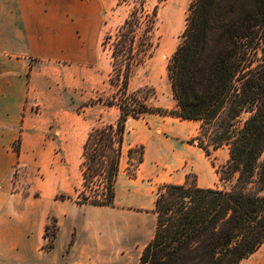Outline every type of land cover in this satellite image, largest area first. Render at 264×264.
Returning a JSON list of instances; mask_svg holds the SVG:
<instances>
[{
  "label": "crops",
  "instance_id": "crops-1",
  "mask_svg": "<svg viewBox=\"0 0 264 264\" xmlns=\"http://www.w3.org/2000/svg\"><path fill=\"white\" fill-rule=\"evenodd\" d=\"M114 4L115 0H0V264H98L102 258L105 264H117L119 236L129 237L138 249L152 240L161 186L189 180L205 189L221 186L217 169L229 160L227 147L209 156L190 142L198 135L200 121L147 114L127 120L114 206L56 199L58 194L75 197L79 191L69 162L47 163L40 170L44 177L31 179L30 188L24 187L25 180L17 183L23 189L14 188L17 166L37 167L31 165L30 154L52 153L63 138H80L77 148L83 150L90 108L116 109L118 114L107 124L118 122L119 108L100 103L70 114L66 96L72 86L78 99L87 101L110 83V73H103L99 65L105 18ZM40 106L44 117L36 113ZM53 107L64 109L68 118L59 112L55 118ZM70 116L76 127L64 128ZM55 121L63 123L61 128L51 127ZM17 142L20 154L14 148ZM65 145L67 151L69 144ZM138 147H144V159L131 177L125 171L131 162L129 151ZM18 160L27 164L16 165ZM53 219L58 228L53 248L47 250L45 234ZM262 249L264 245L241 264H264Z\"/></svg>",
  "mask_w": 264,
  "mask_h": 264
},
{
  "label": "trees",
  "instance_id": "trees-1",
  "mask_svg": "<svg viewBox=\"0 0 264 264\" xmlns=\"http://www.w3.org/2000/svg\"><path fill=\"white\" fill-rule=\"evenodd\" d=\"M158 11L159 5L149 10L146 0H138L116 32L105 35L102 48L110 54V83L118 92L96 104L117 106L120 117L89 132L80 165L83 188L76 198L59 199L115 205L129 118L159 114L200 121L191 143L209 156L229 149L228 162L217 169L222 185L161 186L156 230L139 264H241L264 245V0H192L182 41L168 65L173 110L150 106L130 91L135 69L159 47ZM134 154H139L135 163ZM143 155L144 147L129 151L131 177ZM53 223L45 234L47 250L58 228Z\"/></svg>",
  "mask_w": 264,
  "mask_h": 264
},
{
  "label": "rangeland",
  "instance_id": "rangeland-1",
  "mask_svg": "<svg viewBox=\"0 0 264 264\" xmlns=\"http://www.w3.org/2000/svg\"><path fill=\"white\" fill-rule=\"evenodd\" d=\"M128 3L118 5L119 0H115L113 8L108 12L105 18V26L102 37V42L107 33H115L116 30L122 25L125 18L129 14L133 5L137 4L138 0H128ZM147 7L149 10H152L155 6L159 5L158 11V24L156 30V41L159 43V47L156 49L153 58L148 60L143 66L137 67L133 73V77L130 83V91L133 93H138L139 97L150 106L165 108L173 110L176 105V101L173 98L171 82L168 76V65L172 59L174 53L176 52L178 46L182 41V33L186 26V18L188 14V9L192 0H166L163 3L159 4L161 0H146ZM102 63L99 65V69L105 73V71L111 73V58L109 52H103L102 54ZM87 79L92 75L89 72L86 73ZM72 77V73H71ZM72 85V84H71ZM118 92V89L112 86L110 83L102 85V94H94L93 97L87 98L86 100H79L76 93L73 91L72 86L70 90L67 91V100H69L72 108L69 109V113L81 112L83 106L87 103H95L102 98L104 100L111 99ZM153 93L156 95L153 96ZM112 95V96H110ZM85 101V102H84ZM99 104V103H98ZM93 106V105H89ZM54 114L62 113L68 118L67 113L59 107H53ZM36 113L41 114V117H44V109L40 106L37 107ZM106 114V117H105ZM118 114L116 109H111L106 112L104 108H90L86 112L87 126H86V139L89 135V132L93 127L102 126L107 123L115 115ZM62 115V117H63ZM54 118V119H55ZM65 120V119H64ZM64 122V121H63ZM62 122H56L51 126L54 130L61 128ZM66 124H69L67 127ZM74 125L71 116L69 117L68 123L66 120L64 122V128H72ZM76 127V125H74ZM57 136L54 135V138ZM81 139L80 138H63L59 139V148L55 149L54 152H45L41 157L36 154H30L31 165H37L36 168L31 169L25 166H17L15 175H14V188L18 190L23 189V187H17L18 181L20 183L22 180H25L24 187L28 186L30 188L31 179L38 178L39 180L44 177V173L40 172L42 167L47 163L54 162H69V173L71 179H75L78 183L79 190L83 188V177L80 170V165L82 163V152H79L77 146ZM69 144L67 151L65 148H62L65 144ZM66 146V145H65ZM64 146V147H65ZM15 150L20 154V144L17 142L14 144ZM134 158L138 159L139 154H134ZM131 163V162H130ZM135 163V161H134ZM26 160H18L16 165H25ZM79 165V167L77 166ZM134 167L129 165L125 171L128 175L133 173ZM189 183H194L193 180H189ZM222 185V183H221ZM27 189V188H26ZM35 193H38L37 190H34ZM61 195L70 196L67 194H58L56 199H59ZM75 195L74 198H76ZM54 225L53 220L51 226ZM54 233L53 228L49 232L50 238L52 239V234ZM50 242L46 245L49 246ZM140 248V245L135 248V243L132 240H129L127 236L118 237V247H117V264H139L140 256L143 249ZM264 253V249L261 250ZM98 264H105L104 258L98 261Z\"/></svg>",
  "mask_w": 264,
  "mask_h": 264
}]
</instances>
